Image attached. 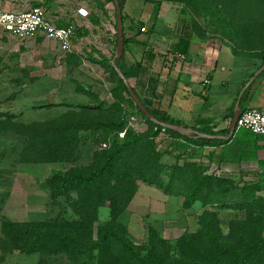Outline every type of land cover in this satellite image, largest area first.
<instances>
[{"label": "trees", "instance_id": "1", "mask_svg": "<svg viewBox=\"0 0 264 264\" xmlns=\"http://www.w3.org/2000/svg\"><path fill=\"white\" fill-rule=\"evenodd\" d=\"M105 1L113 3V0H97V6L103 9ZM150 1L160 3V0ZM200 1L202 4L213 3L214 0ZM119 2L122 8V0ZM123 37L125 42L127 38L124 33ZM188 42V38L182 39L180 49L184 50L183 44L185 47ZM258 46L260 51L264 52V44ZM121 59V56L115 57L114 63L127 78L129 72L124 69ZM103 60H106L110 73L116 78L111 102L100 98L87 85L78 84L76 91L85 94L89 102L62 99L60 104L66 105L67 109L55 116L29 123H12L19 127L14 128L23 135L26 153L38 155L42 160L73 159L77 155L81 131H88L109 143L107 147L95 149L92 160L88 164L72 166L63 172L53 171L50 177L52 193L66 194L71 189H76L82 199H91L99 189L105 186L107 192L112 194L121 190L124 192L121 196L122 208L128 203L134 190H132L133 187L129 191L125 190L124 183L127 181L133 183L137 179H143L149 184L160 186L159 188L166 194H183L182 206L184 208L190 207L197 200L202 201L203 204L217 203L222 206H235L239 209L254 201L258 202L255 195L258 188L256 183L247 182L241 187L238 195H228L226 192L228 188H232L233 180L215 173L205 174L195 161H188L187 165L181 166L183 174L189 178L183 193L178 189L172 190L171 183L162 184L153 180L152 175L148 173L151 169L152 172L155 171L157 166H159L158 171H161L163 165L160 158L163 153H173L178 159L183 154H189L192 145L196 153H202L205 146H220L221 158L225 154H231L237 160H256L258 170L263 169L264 159L257 158L256 140L264 138V134L239 127L231 136L225 138L197 132L184 135L163 127L144 116L130 96L123 79L118 75L115 65L107 58ZM263 62L264 53L260 64ZM30 79L35 80L32 77ZM244 96L245 92L242 98ZM141 100L157 119L185 124L163 109L152 107L142 98ZM54 104L55 102H48L46 105ZM126 106L134 108L149 123L146 134L137 132L129 126L125 127ZM239 107L241 111L243 109L241 102ZM232 114L231 109L230 116ZM6 118L11 117L8 115ZM152 126L156 129L153 130ZM193 128L206 134L224 135V132L214 130L210 126ZM123 129H125L123 136H117V132ZM160 129L169 132L173 137L165 146L169 149L165 148L162 151L154 148V138L158 136ZM112 131L116 134L113 139L109 137ZM146 135L150 141L145 143L142 138ZM213 154L214 151H209L208 158H212ZM254 173L257 175L258 171ZM239 175L242 176L243 171H240ZM218 183L226 184L221 191L225 197L219 201L218 197L213 194L214 190H211V185H218ZM81 221L75 222L77 227L67 224L65 231H60L57 228H61L57 224L43 221L19 223L0 215V252L10 251L13 248L31 253L39 251L47 239H52L56 242L55 244H67L75 257L81 256L82 264L94 258H97L99 263L107 262L108 264H264V236L261 233L263 221L260 217L256 218L253 215H248L245 223L242 224L238 219L230 221L229 232L223 234L215 217L208 211H203L198 231L196 233L186 232L177 239L176 245L179 249L177 258H170L168 240L163 238L153 225L147 227L146 242L141 246L128 236L124 226L110 219L97 225L95 236L92 234V221L84 220V215ZM81 224L88 226L87 233L82 232ZM68 227L70 228L67 229Z\"/></svg>", "mask_w": 264, "mask_h": 264}, {"label": "rangeland", "instance_id": "2", "mask_svg": "<svg viewBox=\"0 0 264 264\" xmlns=\"http://www.w3.org/2000/svg\"><path fill=\"white\" fill-rule=\"evenodd\" d=\"M160 2L176 4L181 13L190 16L199 30L202 28L209 33H218L221 29L226 32L229 30L226 27L235 24L239 32H245L248 27L249 34L260 37L264 35V0H214L213 3L202 4L199 0H160ZM218 21L223 23V28L218 27ZM15 41L17 40L14 37H8L0 44V215L2 217L19 223L28 221L53 223L61 228H57L58 230L65 231L67 224L77 227L75 222H82L81 218L84 215V220L92 221L94 236L97 225L110 219L124 226L128 236L141 246L146 242L147 227L153 225L159 234L168 240L170 258L178 257L179 249L176 241L182 234L198 231L203 211H208L215 217L223 234L229 232L230 221L234 219H238L242 224L245 223L248 215L260 217L263 221L261 233L264 236V172H259L256 165L245 163L242 169H248V175L223 176L221 171L215 172L216 168L213 164L208 163L207 152L198 154L194 151V146H191L189 154H183L178 159L173 153H163L160 158L163 165L161 171H158L159 166H157L155 171L152 172L151 169L148 174L152 175L151 178L156 182L171 183L172 190L178 189L183 193L189 178L183 174L181 166L187 165L188 161H195L205 174L215 173L233 180L232 188L226 187L228 195H238L241 187L247 182L256 183L258 188L255 195L258 202L254 201L239 209L217 203L203 204L202 201L197 200L190 207L184 208L183 194H166L159 188L160 186L149 184L143 179L124 183L125 190L129 191L132 187L134 190L128 203L122 208L121 196L124 192L121 190L112 194L107 192L105 186L91 199H82L76 189H71L66 194L52 193L50 177L53 171L63 172L72 166L86 165L92 160L95 149L107 147L109 143L88 131H81L77 155L73 159L42 160L38 155L26 153L23 135L14 128L19 127L12 123H29L55 116L67 109L66 105L60 104L62 99L89 102V98L76 91V85L70 78L71 71L62 69L59 63L54 64L48 59L47 64L44 65L38 52L34 50H27L17 55L8 52L6 47L15 46ZM23 65H31L33 68H24ZM29 69L31 74L39 76L38 79H29ZM89 88L96 95H98L96 91H101V86L93 89L89 86ZM110 99L111 97L106 98V101L111 102ZM46 102H55V104L47 106ZM8 115L11 118H6ZM126 117V128L129 126L137 132H148L149 123L134 108L126 106ZM154 129L156 127H153ZM124 131L125 129L118 131L117 136H123ZM109 137L113 139L116 134L112 131ZM170 139H173L171 134L160 129L158 136L154 138V148L158 151L169 149L165 146ZM142 141L146 143L150 138L146 135ZM255 171H258L257 175ZM224 185L226 184L211 185V190H214L213 194L218 197V201L225 197L221 192ZM80 226L82 232L87 233L88 226L85 224ZM45 242L39 251L31 253L13 248L10 251L0 252V264H82L81 256L75 257L67 244H55L52 239H47ZM83 264L108 263H99L97 258H94Z\"/></svg>", "mask_w": 264, "mask_h": 264}, {"label": "crops", "instance_id": "3", "mask_svg": "<svg viewBox=\"0 0 264 264\" xmlns=\"http://www.w3.org/2000/svg\"><path fill=\"white\" fill-rule=\"evenodd\" d=\"M96 1L0 0V7L6 10L37 4L55 24L75 25L67 51H62L58 41L46 38L42 32L16 37L0 29V44L4 38L14 37L16 44L6 47L8 52L17 55L27 50L37 51L44 65L48 59L59 63L62 69L71 71L70 78L75 85L83 84L92 89L101 86V91H96L98 96L105 100L111 97L112 101L116 78L103 59L111 62L113 58L115 8L114 3L105 1L100 9ZM121 9L123 33L127 38L121 55L123 67L129 72L126 79L148 105L163 109L191 127L210 126L224 135L229 131L230 111L239 95L242 108L264 105V71L252 77L261 65L264 52L258 45L264 44V35L249 34L248 27L245 32H239L235 24L226 27L229 28L226 32L199 30L190 16L169 2L122 0ZM221 23L218 21V27H222ZM185 38L189 42L185 47L183 44L184 50H181ZM30 69L29 79H38ZM256 144L257 158L264 159V138L257 139ZM209 151L214 154L212 158L207 156L208 163L223 176L239 175L240 171L248 175L249 170L242 169L245 163L258 168L256 160H237L231 154L221 158L220 146H205L203 152ZM258 171L264 172V168Z\"/></svg>", "mask_w": 264, "mask_h": 264}, {"label": "built area", "instance_id": "4", "mask_svg": "<svg viewBox=\"0 0 264 264\" xmlns=\"http://www.w3.org/2000/svg\"><path fill=\"white\" fill-rule=\"evenodd\" d=\"M144 28L141 27L142 30ZM0 29L16 37H28L42 32L46 38L58 41L62 51H67L70 49L75 25L55 24L46 17L43 7L35 4L19 10H6L0 7ZM239 127L264 134V105L243 108L236 121V128Z\"/></svg>", "mask_w": 264, "mask_h": 264}, {"label": "water", "instance_id": "5", "mask_svg": "<svg viewBox=\"0 0 264 264\" xmlns=\"http://www.w3.org/2000/svg\"><path fill=\"white\" fill-rule=\"evenodd\" d=\"M114 3V8H115V15H116V20H115V27H116V43H115V48H114V52H113V58L111 59V63H114V59L115 57L121 56L122 52H123V48H124V37H123V19H122V9H121V5L119 0H113ZM116 71L118 73V75L123 79L125 85L127 86V90L130 94V96L133 98V100L135 101L137 107L141 110V112L144 114V116L150 120H152L155 123H159L160 125H162L163 127H167L169 129H172L178 133L184 134V135H188L191 132H197V133H201L203 135H209V136H223L225 138H228L229 136H231L234 132V130L236 129V121L237 118L239 116V112H240V107H239V98L240 95L238 96V100L236 101L234 108H233V114H232V118L230 121V126H229V131L227 134L225 135H220V134H206L204 132H200L196 129H194L193 127L189 126V125H185L182 123H172V122H166V121H161L159 119H157L152 112L149 111V109L145 106V104L142 102L140 96L134 91V89L131 87V85L129 84L128 80L126 79V77L124 76V74L122 73V71L116 67ZM264 70V62L254 71L252 77L256 76L257 74H259L261 71ZM252 77L245 83L243 89L245 88V86L248 84V82L252 79Z\"/></svg>", "mask_w": 264, "mask_h": 264}]
</instances>
